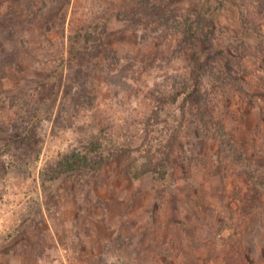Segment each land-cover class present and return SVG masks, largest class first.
<instances>
[{"label":"rangeland","instance_id":"1","mask_svg":"<svg viewBox=\"0 0 264 264\" xmlns=\"http://www.w3.org/2000/svg\"><path fill=\"white\" fill-rule=\"evenodd\" d=\"M249 2L258 25L219 0H0L17 32L0 43V264H227L231 246L264 264V0ZM196 34L241 160L181 101L152 115L191 83ZM74 150L95 162L56 176Z\"/></svg>","mask_w":264,"mask_h":264},{"label":"trees","instance_id":"2","mask_svg":"<svg viewBox=\"0 0 264 264\" xmlns=\"http://www.w3.org/2000/svg\"><path fill=\"white\" fill-rule=\"evenodd\" d=\"M250 0H219V6L224 5L226 2H230L239 7L242 21L246 25L257 24L258 21L253 16L252 11L250 9ZM96 32L97 36L102 37L103 26L99 23L96 25L87 27L84 31L81 32V41L76 46V54H81L84 52L83 44L85 42L91 41L94 37V33ZM191 30H189L190 35ZM189 35H186L189 38ZM13 39L12 44H16L17 41V32L16 30L11 28V25L6 24L4 28L0 29V43L5 41L6 39ZM203 40L202 35L195 36V48H194V60L195 67L192 69L191 83L189 85L184 84V86L172 93L171 95L162 97L160 104L157 109H154L152 113L155 119H158L162 109L168 104H175L181 101L183 110L186 111L187 107H192L195 111V115L198 118L200 126H202L205 132L211 131L213 126H218V129L221 131L220 136H224L230 134L228 140L230 143V147L232 149L231 155H233L234 159L241 160L242 152L239 150V147L236 145L235 134L229 132L226 128L225 119L221 115L216 114V107L214 104V100L206 94L203 89V71L206 67L205 60L203 59L201 51H199V43ZM97 46H99L97 44ZM99 49V47H97ZM77 54V55H78ZM76 56V55H74ZM189 86V87H188ZM23 137L26 140L30 139V131L28 130ZM176 139V134L172 136L170 139L168 146L172 149L174 146V141ZM95 161L87 152H81L78 150H74L67 155L58 165V170L56 171V176L62 175L68 172H73L82 169H89L90 165H92ZM163 163V162H162ZM147 167L145 170H147ZM264 181V180H263ZM255 189V187H254ZM249 210L251 208H248ZM231 246V251L226 253L225 261L227 264H239L243 258H245V252L241 250V247H233Z\"/></svg>","mask_w":264,"mask_h":264}]
</instances>
